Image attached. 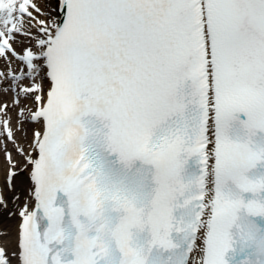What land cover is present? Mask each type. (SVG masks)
Returning <instances> with one entry per match:
<instances>
[{
  "label": "snow or ice",
  "instance_id": "snow-or-ice-1",
  "mask_svg": "<svg viewBox=\"0 0 264 264\" xmlns=\"http://www.w3.org/2000/svg\"><path fill=\"white\" fill-rule=\"evenodd\" d=\"M0 264H264V0H0Z\"/></svg>",
  "mask_w": 264,
  "mask_h": 264
}]
</instances>
